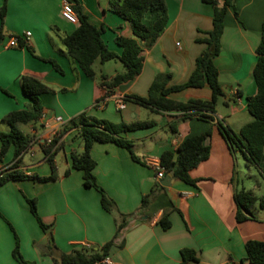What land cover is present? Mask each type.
<instances>
[{"label":"crops","instance_id":"obj_1","mask_svg":"<svg viewBox=\"0 0 264 264\" xmlns=\"http://www.w3.org/2000/svg\"><path fill=\"white\" fill-rule=\"evenodd\" d=\"M108 1L78 0L88 20L104 26L101 37L107 48L120 54L122 49L115 37L131 36V29L125 19L109 10ZM165 1L167 22L163 32L151 46L140 43L141 72L108 91L99 86V75L121 72L123 64L117 59L96 61V78L84 74L61 42L77 26L61 17L63 0H0V10L3 6L5 9V35L0 41V131L10 129L3 116L29 102L21 90V75L36 77L53 89L40 95V119L20 125L24 133L33 136L18 164L24 173L50 174L41 143L83 111L114 123L154 121L148 127L121 133L131 140L140 161L113 142H94L91 147L97 185L119 212L129 215L118 233L117 218L101 206L100 192L86 187L82 171L71 168L70 154L79 152L82 144L77 130L70 129L61 136L63 145L54 154L57 178L44 182L15 179L0 186V264H18L12 255L16 240L23 258L34 264H55L53 258L60 252L81 246L96 249L109 240H113L106 258L109 264H236L246 255L247 240H264V209L254 207V219H235L233 194L239 189L242 165L236 153L231 154L217 126L221 122L237 133L251 120L246 98L256 92L252 71L264 0H235L234 6L226 9L219 52L213 58L224 96L210 120L195 115L182 119L179 112H154L132 101L123 102V108L118 106L124 96H146L157 74H170L166 86L183 83L206 47L203 39L212 27L213 4L206 0ZM26 31L30 35L26 36ZM9 34L18 35L33 52L26 46L10 44ZM168 96L178 101L208 100L211 90L207 85L189 87ZM206 132L209 134L203 143L210 147L209 156L189 172L195 185L172 176L169 185L162 186L160 181L167 172L156 176L160 154L174 151L189 136ZM12 156L10 146L0 164H11ZM153 187L154 196L142 206V197ZM262 193L264 189L257 194ZM25 197L35 199L40 218L51 226L56 247L51 252L47 249L49 236L32 215ZM163 216L170 221L167 229L159 222ZM182 248L195 250L197 260L182 262Z\"/></svg>","mask_w":264,"mask_h":264},{"label":"trees","instance_id":"obj_2","mask_svg":"<svg viewBox=\"0 0 264 264\" xmlns=\"http://www.w3.org/2000/svg\"><path fill=\"white\" fill-rule=\"evenodd\" d=\"M72 4L73 10L78 18L76 28L69 34L61 38L68 56L74 60L84 74L95 79L96 74L93 64L117 59L123 64V71L111 76L101 74L98 77L100 87L108 91L113 90L120 84L135 78L142 70V56L140 55L143 41L147 46H151L158 36L163 32L167 22V7L165 0H109V10L125 19L130 26L131 36L117 35L115 42L121 47L118 54L109 50L101 35L104 32L102 24L96 25L88 20L83 12L78 0H66ZM213 4L214 12L212 17V27L206 32L207 37L203 39L206 43L205 49L196 57L195 66L188 78L180 84L166 86V81L170 74H157L148 88L144 97L137 95H127L122 98L123 102L132 101L141 106H146L154 112H179L181 118L198 116L202 119H212L216 112L218 101L224 96V92L218 80V70L213 63V58L219 52V41L223 31V22L228 6H234L235 0H222L219 4L217 0H206ZM4 6L0 10V41L5 33L3 32ZM15 34H9L12 36ZM17 37V46H26L29 51L33 50L27 46L22 39ZM257 55L253 67V77L256 83L254 95L246 98L247 111L251 120L243 124L236 133L229 126L218 123V129L225 139L231 154L237 151L241 153L247 163L253 165L264 176V18L260 28V40L255 48ZM53 66L61 71L58 64L49 59ZM19 83L23 94L29 99L24 108L12 110L3 116L10 129L0 131V161L3 160L7 150L13 146V156L11 164L4 166L0 170V186L9 180L33 179L35 181H49L58 177L54 154L63 145L61 136L70 129H76V135L80 137L82 148L79 152L70 154L71 168L81 170L83 184L86 187H94L100 192V204L108 212L117 218V233L125 225L128 214H123L116 208L115 202L97 185L93 175L95 160L91 156V147L94 142H113L118 146L128 150L134 160L140 161L134 154L132 142L121 133L148 127L154 123L153 120H135L128 123H114L106 119L98 118L83 111L70 118L54 134L50 143H41V149L49 164L51 172L49 175L40 176L36 173L26 174L19 168L22 155L30 147L33 136L24 133L20 125L35 123L41 115L43 106L40 95L44 92H51L53 89L40 79L31 75H21ZM207 85L211 90L208 100L190 98L186 101H178L168 95L172 91H179L189 87H202ZM7 92L6 90H3ZM237 91V96H240ZM227 104V101H225ZM175 130V128L173 127ZM209 132L192 135L179 143L177 148L165 150L159 156V165L164 171L171 173L173 177L191 185H195L196 180L191 178L189 172L201 161L208 158L210 147L203 143ZM70 169H66L64 174H68ZM155 188L142 197V206H145L150 198L154 196ZM29 210L35 217L39 226L47 232L49 252L55 249L51 226L45 224L37 212L34 198L25 197ZM235 205V219L238 222L254 219L253 208L264 209V193L258 195L253 190L240 188L233 194ZM160 224L164 229L170 226L167 216L160 219ZM113 246V240H109L101 246L87 248L85 246L73 248L68 252H60L53 258L55 264H95L101 263L108 257ZM246 255L236 264H264V240L249 239L244 244ZM12 255L18 264H34L23 258L19 249L18 241L12 250ZM182 262L197 260L196 252L190 248L180 250Z\"/></svg>","mask_w":264,"mask_h":264},{"label":"rangeland","instance_id":"obj_3","mask_svg":"<svg viewBox=\"0 0 264 264\" xmlns=\"http://www.w3.org/2000/svg\"><path fill=\"white\" fill-rule=\"evenodd\" d=\"M28 153L25 154V161L28 159ZM238 161L241 163L242 168L238 171V188L240 189L244 186L245 189L253 190L254 192H262L264 189V176L255 168V166L250 165L246 162L239 151L236 152Z\"/></svg>","mask_w":264,"mask_h":264},{"label":"built area","instance_id":"obj_4","mask_svg":"<svg viewBox=\"0 0 264 264\" xmlns=\"http://www.w3.org/2000/svg\"><path fill=\"white\" fill-rule=\"evenodd\" d=\"M61 17H62L63 19H65L66 21H68L69 23H73V24H77V23H78V18H77L76 14H75V12H74V10H73L72 4H71L70 2H68V1H66V0H63V2H62V6H61ZM25 35H26V36L30 35V32H29V31H26V32H25ZM10 39H11L10 44L17 46V37H16L15 35H12V36H10ZM118 106H119L120 108H123V107H124V103H123L122 98H121V100H119V102H118ZM56 120H57L58 122H61V118H60V117H57ZM55 133H56V132H55ZM55 133H54V134H55ZM54 134H53L52 136L46 138V139L44 140V142H45L46 144L50 143L51 140H52V137L54 136ZM3 167H4V166H2V165L0 164V170H1ZM156 170H157L156 176H157L158 178H160V177L163 175L164 168H163L162 166H160V165H157V166H156ZM101 263H102V264H109L108 261L106 260V258H105L104 260H102Z\"/></svg>","mask_w":264,"mask_h":264},{"label":"water","instance_id":"obj_5","mask_svg":"<svg viewBox=\"0 0 264 264\" xmlns=\"http://www.w3.org/2000/svg\"><path fill=\"white\" fill-rule=\"evenodd\" d=\"M172 175L171 173H167L166 176L160 181L162 186H168L170 183Z\"/></svg>","mask_w":264,"mask_h":264}]
</instances>
